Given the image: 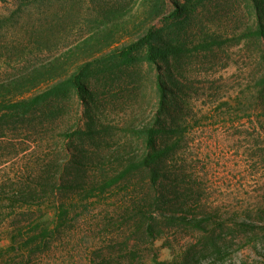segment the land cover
Listing matches in <instances>:
<instances>
[{
  "label": "rangeland",
  "instance_id": "obj_1",
  "mask_svg": "<svg viewBox=\"0 0 264 264\" xmlns=\"http://www.w3.org/2000/svg\"><path fill=\"white\" fill-rule=\"evenodd\" d=\"M254 3L0 0V81L57 56L65 77L152 27L184 46L158 64L141 49L95 68L92 136L60 133L91 120L75 95L62 100L61 114L0 122V209L12 212L0 225V264H154V256L160 264H264V40L245 35L264 22ZM39 25L44 43L30 50ZM171 78L175 101L160 115L176 132L156 145L177 146L155 185L150 167L128 168L153 151L130 129L153 123L157 84ZM22 191L35 199H9ZM177 217L204 221L196 227Z\"/></svg>",
  "mask_w": 264,
  "mask_h": 264
},
{
  "label": "trees",
  "instance_id": "obj_2",
  "mask_svg": "<svg viewBox=\"0 0 264 264\" xmlns=\"http://www.w3.org/2000/svg\"><path fill=\"white\" fill-rule=\"evenodd\" d=\"M254 6L258 15H261V11L264 8V0H254ZM184 7V6H183ZM44 26H36L35 32L31 33V36L34 39V36L37 38L31 41V49H40L42 48V38L40 31ZM246 37L256 38L259 40H264V22H258L255 26H252L246 32ZM98 34L91 36L88 39L83 40L82 44H79L65 53L66 56L73 55L80 51L82 45L88 46L91 40H95ZM115 40H110L106 42L102 47L96 48L91 51L90 56L99 54L103 49L114 45ZM40 45V46H38ZM146 49V60L152 64H158L160 60L167 59L171 56H178L184 51V46L180 44L173 43L169 40H165L161 31L154 30L153 27L148 29L147 32L136 40L122 46L116 47L110 52H107L102 55H96L94 58L85 61L80 64L73 72L63 77V71L61 69V56H57L49 62L41 63L33 67L27 68L18 74L0 81V96L4 94V98L1 101V110H0V122L18 120L20 118L26 117L28 115L35 114V112H49V114H61L62 106L60 105L62 100L65 98L70 99L71 96L75 95L78 99L85 101L88 104V114L90 121L87 125V129H76V130H63L61 135L65 138L71 137H88L92 136L95 130L94 118L91 114V106L95 104V93L90 87V78L92 77L93 70L98 66L108 65L107 63H113L120 61L122 57H127L131 53ZM47 81H53L51 85L45 88L42 91H39L35 94H31L33 90L38 88L40 85ZM167 83L170 85H176L174 79L160 80L157 84L159 92V103L160 110L158 116L154 118L152 124L146 123L142 126L132 127L130 129L134 134L144 137L147 141V144L150 147H153V151L149 152L145 157L141 159L132 160L129 167L136 166H148L152 170L153 181L155 185L158 184L160 180L161 171L160 163L168 157L173 151L176 150V143L164 142L162 146L156 145V139L159 135H168L170 133L176 132L175 128L167 127L162 121L160 113L162 111L169 110L171 101L174 103V92L167 86ZM262 85L264 86V78L262 80ZM172 87V86H171ZM173 92L172 100L170 99L169 93ZM91 111V112H90ZM155 165V168L154 165ZM127 168V169H128ZM126 175V169L112 178L108 184L112 185L119 181L122 177ZM35 199L36 192H20L14 197L9 198L14 203H29V199ZM8 212L2 214V209H0V225L5 221L7 215H11ZM177 219L182 220L186 223H191L196 227H201L202 222L204 221L201 218H187V217H177ZM14 248V247H13ZM152 261L154 264H160L157 257H153Z\"/></svg>",
  "mask_w": 264,
  "mask_h": 264
}]
</instances>
